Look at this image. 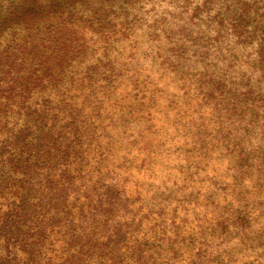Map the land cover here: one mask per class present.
Listing matches in <instances>:
<instances>
[{
  "label": "rangeland",
  "instance_id": "obj_1",
  "mask_svg": "<svg viewBox=\"0 0 264 264\" xmlns=\"http://www.w3.org/2000/svg\"><path fill=\"white\" fill-rule=\"evenodd\" d=\"M26 3L44 10L0 45V202L71 144L97 193L124 188L137 263L264 264V0H0V19Z\"/></svg>",
  "mask_w": 264,
  "mask_h": 264
},
{
  "label": "trees",
  "instance_id": "obj_2",
  "mask_svg": "<svg viewBox=\"0 0 264 264\" xmlns=\"http://www.w3.org/2000/svg\"><path fill=\"white\" fill-rule=\"evenodd\" d=\"M50 8H55L54 2ZM43 10L39 3L21 4L0 19V45L5 30L28 25ZM41 140L23 142L36 148ZM81 148L76 153L81 155ZM72 149L70 144L63 152L50 147L40 152L38 159L54 156V167L61 163L58 171L52 163L48 170L38 164L22 165L15 201L6 206L0 202V264H139L133 260L135 247L128 246L134 239L129 223L133 219L118 208L126 198L124 188L112 178L97 193V183L85 182L82 163L60 162L58 154L69 158ZM89 169L95 171V165L90 163Z\"/></svg>",
  "mask_w": 264,
  "mask_h": 264
}]
</instances>
